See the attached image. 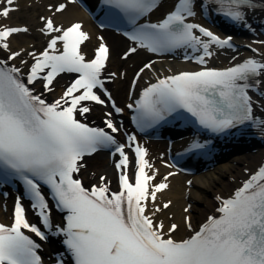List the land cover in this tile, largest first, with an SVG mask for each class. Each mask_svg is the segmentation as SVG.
Returning <instances> with one entry per match:
<instances>
[{"label":"snow or ice","instance_id":"1","mask_svg":"<svg viewBox=\"0 0 264 264\" xmlns=\"http://www.w3.org/2000/svg\"><path fill=\"white\" fill-rule=\"evenodd\" d=\"M104 2L123 13L133 25L128 39L149 52H202L194 59L203 66L212 55L213 46L234 47L231 36L220 39L205 27L186 22L195 17L197 0H176L173 10L160 22L138 27L137 20L157 8L159 0ZM67 3L74 4L76 0ZM200 4L202 8L207 6L205 0H200ZM208 4L215 5L218 14L235 24H246L245 10L255 8V0H208ZM15 5L16 0H0V18H9L18 10ZM66 8V3H59L54 10L49 8L51 17H41L40 31L49 40L39 55L28 53L34 62L28 69L26 83L20 68L9 66L7 61L21 56L19 51L11 50L10 38L29 29L0 27V50L9 53L7 60L0 59V183L19 181L22 185L11 225L0 223V264H42L38 254L41 244L25 231L45 242L50 235L62 237L63 250L54 254L55 264H264V167L230 198L217 197L218 215L208 216L199 230L193 229L186 216L184 223L191 233L187 238H174L179 228L176 223L165 230L164 222L154 219L170 207L171 202L162 208L155 204L157 194L169 188L167 181L175 173L152 184L156 176L149 175L147 150L127 133L126 143L118 142L114 134L121 132L122 124L114 123L113 112H105L104 127H92L78 119L91 111L87 102L105 107L111 102L117 114L122 109L112 102L102 78L110 59L109 48L101 42L94 58L86 60L81 45L89 35L82 25L74 23L65 28L55 23L54 17ZM137 47L130 48L122 58L127 59ZM151 67L152 64H145L136 79ZM63 73L76 76L63 95L51 103L42 98L43 93L34 95L28 87L42 81L44 92H53V82ZM261 77L264 61L255 58L223 70L205 66L200 71L159 79L142 91L135 107H127L136 113L133 121L141 129L182 109L200 128L215 135L230 134L233 129L242 132L240 126L245 124L264 130V119L255 115L249 95L253 87L259 90ZM101 149H110L114 157H119L115 163L119 173L117 192L111 191L104 175L90 189L75 178L85 167L81 161ZM129 150L135 155L134 183L126 171ZM189 151L207 154L211 149L207 142L194 140ZM22 201H27L38 223L29 221ZM52 207L64 214L63 227L53 225ZM190 207L184 212L188 213Z\"/></svg>","mask_w":264,"mask_h":264},{"label":"bare ground","instance_id":"2","mask_svg":"<svg viewBox=\"0 0 264 264\" xmlns=\"http://www.w3.org/2000/svg\"><path fill=\"white\" fill-rule=\"evenodd\" d=\"M63 0H23V2L18 3L20 9L12 13L5 22L13 25H25L29 27V35L26 38H23V35H17L11 40L12 50L24 52L29 48V45L34 43L35 45L43 46V42L46 41L45 36L41 34L40 29L43 26V23L36 21L35 13L41 12V15L44 17L52 16V14L44 8L47 5H53L57 2H62ZM253 18L263 19L264 13L255 12L252 13ZM57 25H68L72 22H82L84 30L88 31L91 35V39L87 44H92L95 42L94 35L91 25L87 20L86 15L81 12L75 5H67L65 12L57 14L54 17ZM20 21L24 23H20ZM108 42L111 45V53L109 59V68L108 72H117L119 67L124 64L118 59V51L124 46L125 41L119 37L108 36ZM236 43H240L238 38L234 39ZM86 50V49H85ZM264 59V53L263 57ZM142 61V56L140 53L136 54L132 61L128 62L125 66V74H128L130 69ZM19 62V59L16 60V63ZM153 71L155 72H165L166 69L173 71H180L186 67L177 62L173 63H162L152 65ZM147 71L144 73L146 74ZM145 76V75H144ZM61 80L57 85L62 84ZM126 86V78L123 80L116 79L110 85V90L112 91L113 96L116 100H120L124 96V88ZM264 91V77H262V83L260 84ZM49 96L52 98L58 97L59 93L55 90ZM98 111L94 108L88 115L85 117L88 120L96 119ZM158 151V148L154 149ZM153 153V152H152ZM264 150H260L259 153H251L249 155H244L239 158H235V163H227L224 166L216 169L213 172H209L204 175L196 176L192 178L191 187L186 193L185 186L181 181V177H172L168 180L169 188L164 192L157 195V200L155 206L162 208V205L165 202H171L168 209H163L160 213H157L154 217L156 220L163 221L165 224V229L169 226L170 223H176L179 225L178 231L173 234L176 239H183L189 233L184 230L183 218L185 215L190 217L191 224L196 226L203 222L207 214H209L214 206L215 199L219 196L224 197L228 196L231 191L237 187L238 181L245 178L250 170L258 165L260 161V156H263ZM103 154H95L89 160L88 166L85 170L81 171L82 178L87 181H93L98 183V177L95 178L96 174L105 175L107 180H115V172L113 168L107 163V159L104 158ZM151 160L155 161L158 165L157 168L162 169L159 166V161L155 155H151ZM5 203V202H4ZM3 204V203H2ZM190 205L188 213H184V208ZM9 210L4 211L1 208L0 202V221H4L6 217H9Z\"/></svg>","mask_w":264,"mask_h":264}]
</instances>
